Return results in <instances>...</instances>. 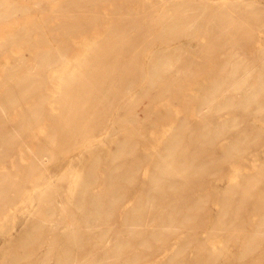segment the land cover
<instances>
[{
    "label": "rangeland",
    "instance_id": "374dc122",
    "mask_svg": "<svg viewBox=\"0 0 264 264\" xmlns=\"http://www.w3.org/2000/svg\"><path fill=\"white\" fill-rule=\"evenodd\" d=\"M70 2L0 0V264H264V0H88L77 10ZM116 17L124 23L113 36L124 41L122 51L106 41ZM103 56L112 72L120 62L137 65L140 82L154 75L151 102L115 110L107 129L85 127L92 132L52 147L40 163L67 116L68 87L78 89L82 107L78 86ZM158 59L164 68L150 74ZM29 74L26 93L18 82ZM135 110L139 119L131 120ZM33 112L44 118L30 120ZM200 112L229 117L225 123L244 135L228 148L229 136H211L217 152L202 173L179 171L165 205L132 212L140 195L161 188L149 181L166 139L186 128L179 159L199 146ZM124 140L129 150L117 157ZM119 162L131 184L104 201L108 172ZM97 194L104 204L86 208ZM180 202L183 217L157 238L142 243L148 232H130L144 213L158 229L161 210Z\"/></svg>",
    "mask_w": 264,
    "mask_h": 264
},
{
    "label": "bare ground",
    "instance_id": "6f19581e",
    "mask_svg": "<svg viewBox=\"0 0 264 264\" xmlns=\"http://www.w3.org/2000/svg\"><path fill=\"white\" fill-rule=\"evenodd\" d=\"M85 1L88 2V0H71V2L67 4V6L75 8L77 10L80 7H84L86 5ZM244 14L246 17L252 16V12L247 13V11H245ZM88 21H93V19L89 18ZM116 21L117 17L115 18V21L113 20L114 23L111 26L113 27V32L108 34L106 41H108L110 46L114 47L115 49H120L122 51V43L124 41H120L121 43H118L117 40L115 42L113 36L114 31L116 32V28H124V23L121 22L117 24ZM140 35H142V33ZM163 62V59H158L157 61H154L153 65L149 68V70H151L150 74H154L156 71L162 70L164 68ZM100 64L102 67L100 66ZM110 65L111 60L107 56H103L98 63V70L92 71L90 74L86 75L83 78L80 86H78L80 87V91L85 95V100L84 102H82L83 104H81L82 107H77V94L79 92L78 89H75V87L72 86L68 87L67 98L63 101L62 104V108L66 110L67 116H62L61 119L58 121L57 126L55 127L56 132L55 129L52 131L53 137L50 141V143L52 144H48L46 147H43V151H46V153L43 154L42 157H40V163H43L50 158L49 153L47 152L48 150H52V147H55L57 151H59L60 149H62L63 143H65L69 139H75L78 136L85 134V127L91 126L92 128L98 130H102L103 128L107 129L108 122L115 117V110H119L120 108L137 110V108H139L138 106L142 102L145 101V105L151 102L149 93L151 89L156 86V77L154 78V75H149V80L147 82H140L143 76L139 72V67L137 65L133 63H127L126 66H123L120 62H118L116 63V72L111 71L112 66L109 68ZM41 80L42 82L40 85L44 86L48 78L42 77ZM33 83L34 82L32 81V75L29 74L26 75L24 79L19 80L18 85L20 84L19 87H21V90L23 89L27 93V89L29 87H32ZM90 85H94L95 89H90ZM254 93L256 92H251V95ZM45 95L46 93L44 92L36 98H45ZM189 103L190 101L188 100L187 105H189ZM143 108L146 115L149 111L152 112V110H147L145 107ZM200 108L202 107L200 106ZM136 110L131 120L139 119L138 111ZM39 113L37 114V112H33L28 117L29 119L31 118V116L32 119L35 116L44 118V114ZM200 113L203 115V119L205 120V122L201 123L200 126H198V128L200 129L198 132L199 146H197L196 149L199 154L196 153L195 149L192 151L191 155L189 154L183 159L178 158L179 149L183 145L186 135V128L183 131V126L179 128L177 132L171 135V138L169 137L168 140L166 139L162 150L159 152V160H157V162L155 163L154 170H151L149 181L150 188H161L159 189V191H156L154 193L147 192L142 198L140 195L136 206L131 210L132 212H134L135 208L140 211L145 210V208L150 209L152 211V208L156 210L158 206L160 207L163 204L165 205V198H167V185L170 187H174L176 185V181L174 180V178L179 171H188L194 169V173H202L201 170L214 159V156L217 152V148L210 144L211 136L212 139L220 135L229 136L230 138L224 143V146L228 148V146L233 145L239 139L240 136L244 135L241 130H233L230 123H225V121L228 120L229 117H227L224 121L214 119L210 120L211 117L208 116V112L207 114H204L203 112ZM45 116L50 120V122L54 120V115L50 111L45 113ZM149 116L150 114H148L146 117L150 118ZM146 123L147 125L151 124L150 122ZM125 125L127 124H122L121 126L123 127V130L124 127H127ZM1 130L2 129H0V132ZM111 132L112 131L109 129L105 137H108ZM181 134H183L184 136L181 137V139H178L177 136ZM207 149H209L208 151L211 152V154H209L210 158L205 160V158L202 159L200 153L204 151L207 152ZM128 150L129 148L127 146V142L125 140L121 141L115 151V156L119 157L125 154ZM123 163L124 162L113 164L111 167V171L108 172V178L105 180L107 194L106 196H103L104 201H110V195L112 194V192H115L121 186H125V184H131V176L129 175V170H124L123 172L121 171ZM178 163L180 164V166H176ZM199 178L200 177H198V179ZM198 179L194 180L197 181ZM108 187L112 188L113 191H108ZM100 200V195L97 194L96 197L88 198L84 202V205L86 208H98L101 204H104V202L101 203ZM144 200H146L145 204L143 203ZM198 201L199 200H196V202L194 203H197ZM183 205L184 202H180L179 205L175 208H167L166 206L163 210H161L160 221L156 225L158 229L155 228V225L149 227V223L147 222V220H145V216H147L148 214L145 215L144 211V215L136 223V227L134 229H130V232H134L137 235H141L143 233L148 232L149 237L151 239H144L142 243L147 240H153L157 238L159 232H163L164 229H167V225H169L167 222L172 223L180 219L179 217H183ZM153 214L155 213L153 212ZM121 244L122 243H119V245L114 248L115 253L121 252ZM102 251L108 252L109 250L102 249ZM68 262L69 264H76L75 260H69Z\"/></svg>",
    "mask_w": 264,
    "mask_h": 264
}]
</instances>
